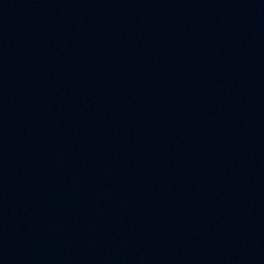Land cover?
<instances>
[{
    "label": "water",
    "instance_id": "obj_1",
    "mask_svg": "<svg viewBox=\"0 0 264 264\" xmlns=\"http://www.w3.org/2000/svg\"><path fill=\"white\" fill-rule=\"evenodd\" d=\"M0 264H264V0H0Z\"/></svg>",
    "mask_w": 264,
    "mask_h": 264
}]
</instances>
